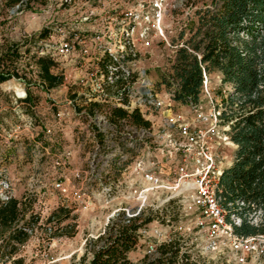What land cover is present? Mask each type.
Masks as SVG:
<instances>
[{"label":"built area","instance_id":"2783aa9c","mask_svg":"<svg viewBox=\"0 0 264 264\" xmlns=\"http://www.w3.org/2000/svg\"><path fill=\"white\" fill-rule=\"evenodd\" d=\"M97 1V8L84 16L98 23L92 34L75 33L74 37L70 31H61L57 37L49 34L42 39L38 58L50 59L52 73L63 80L48 87L39 66L37 84L51 100L46 112L50 118L53 112L54 123L44 122L43 132L50 143L34 140L32 157L41 160L52 151L60 196L76 211L107 210L105 228L120 214L127 221L152 212L180 214L179 223L156 220L146 240L147 262L160 257V247L174 242L176 235L190 237L198 247L202 263L193 255L186 258L196 264H209L211 257L226 264L260 260L264 233H238L242 218L223 202L221 180L228 166L220 146L231 140L230 127L221 122L223 108L211 97L207 110L200 102L188 104L190 113L175 110L172 94L160 96L157 83L138 65L141 55L156 43L183 46L172 38L171 23L194 19L195 11L211 7V1ZM204 77L207 91L206 73ZM55 89L64 90L63 99L53 94ZM28 90L21 87L15 98L35 108L37 103ZM120 107L130 112L137 109L150 124L118 117L115 109ZM30 124L35 130L33 118ZM65 124H70L75 141L58 147L54 135ZM74 147L87 149L85 156L80 152L77 159ZM74 160L75 168L68 172ZM250 215L258 224L262 211ZM142 233L148 234L147 228Z\"/></svg>","mask_w":264,"mask_h":264},{"label":"rangeland","instance_id":"374dc122","mask_svg":"<svg viewBox=\"0 0 264 264\" xmlns=\"http://www.w3.org/2000/svg\"><path fill=\"white\" fill-rule=\"evenodd\" d=\"M98 5L97 0H24L15 5H10L7 0H0V55H5L4 58L7 59V51L16 47L19 50L16 57L2 62L4 65L17 66L19 76H13L0 83V204L11 198L18 200L22 211L17 227H22L30 221L34 222L27 241L19 244V249L13 257L0 264H81L84 255L88 259L91 257V249L98 247L96 241L106 233L110 225L105 228L107 210L76 211L68 200L60 196V192L55 188V178L58 175L52 163V151L46 153L41 160H34L31 151L34 140H41L44 145L50 143L43 132L44 122L54 123L53 112L50 111L51 118L50 113L46 112V105L51 100L47 99L37 84L40 79L38 56L43 45L42 39L49 34L57 37L61 31H70L74 37L75 33L80 36L92 34L93 27L98 23L94 19L86 20L84 16ZM171 24V36L176 42L182 30L185 29L186 36L189 35L188 20ZM177 49L156 43L149 53L141 55L138 65L145 69L146 77L159 83L162 75L169 71ZM207 80V91L203 86L199 102L203 109L207 110L212 97L222 107L232 90L231 86L222 82L219 72L207 74ZM21 87L29 89L37 107L32 108L16 100V92ZM159 88V95L163 98L171 93L164 84ZM63 93V89L53 91L60 100L64 98ZM172 103H175V110L190 113L188 104L177 101ZM30 118L34 119L35 125L32 127L35 130L31 128ZM17 124L20 125L18 131ZM32 131H35L34 136ZM54 139L58 147L73 145L75 137L70 124H65L61 131L57 129ZM236 149L237 145L232 140L220 146L226 166L232 164ZM86 150L74 147L75 157L80 158V152L81 157H84ZM76 160L68 165V172L75 168ZM61 209L65 212L53 218ZM249 217L251 218V215ZM142 218H150L143 226L147 228L148 234L142 233V227L138 243L129 254L135 263L146 259V240L151 237L156 220L163 219L166 222L170 219L172 224L183 220L180 214L166 212L146 213ZM174 242L175 248L166 253L159 264L194 263L192 259L186 260L192 255L202 263L198 247L191 243L190 237L176 235ZM175 249H178V252L171 258ZM151 262L157 264L155 261L149 263ZM209 264L226 263L222 259L211 257ZM249 264H264V257Z\"/></svg>","mask_w":264,"mask_h":264},{"label":"trees","instance_id":"16d2710c","mask_svg":"<svg viewBox=\"0 0 264 264\" xmlns=\"http://www.w3.org/2000/svg\"><path fill=\"white\" fill-rule=\"evenodd\" d=\"M21 1L24 0L7 3L15 5ZM202 1L207 2H193ZM210 1L211 7L198 8L195 18L188 21L189 35L185 29L180 32L179 40L184 45L177 49L169 71L157 85H166L173 99L184 104L199 103L205 73L219 72L222 82L231 86L222 106L221 122L230 127L237 149L221 180L223 202L231 213L242 218L241 226L236 227L238 233H264V0ZM7 52V59L0 55V83L19 76L17 66L2 63L16 57L19 50L16 47ZM38 64L48 87L62 82L61 76L52 73L50 59L40 57ZM115 114L137 124H150L137 109L130 112L120 107ZM21 211L16 199L0 204V263L17 253L19 244L27 241L33 229L32 221L17 227ZM257 211H262L258 224L249 217ZM63 212L61 209L53 218ZM149 221L150 218L142 217L127 221L120 214L96 241L98 247L91 249V257L84 255L81 264H153L147 262V257L140 263L129 257L138 243L140 228ZM175 245L176 242L162 245L155 263L159 264ZM174 252L171 258L178 249Z\"/></svg>","mask_w":264,"mask_h":264}]
</instances>
